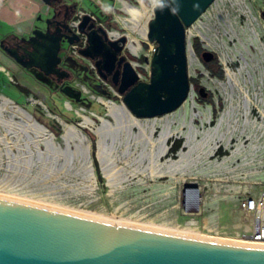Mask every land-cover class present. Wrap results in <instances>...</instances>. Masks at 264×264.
Wrapping results in <instances>:
<instances>
[{
	"label": "rangeland",
	"instance_id": "1",
	"mask_svg": "<svg viewBox=\"0 0 264 264\" xmlns=\"http://www.w3.org/2000/svg\"><path fill=\"white\" fill-rule=\"evenodd\" d=\"M159 1H145L147 23L153 18V7ZM120 13L116 19L130 43L140 44V40H147L133 30L132 16ZM46 21L44 26L40 25L45 27ZM190 34L192 89L189 99L171 114L140 119V122L150 125L155 122L153 140H157L165 124L170 127L172 135L167 141L168 152L159 159L160 163L179 160L180 153L188 151L189 134L195 143L211 135L214 140L199 149L200 158L185 173L155 179L138 175L112 191L95 165L94 146H91V160L97 178L93 192L73 193L69 185L79 183L80 179L63 178L67 186L59 191L58 198L49 200L53 206L109 219L137 220L140 224L149 223L211 238L239 239L251 232L252 221L243 214L239 204L245 196H259L264 191V0H216L191 27ZM155 47V43L148 42L137 51L130 48L131 56L142 59L141 63L133 61L142 82L150 81V62ZM206 51L215 55L210 62L203 58ZM143 56H148V64ZM36 87L42 89L39 85ZM203 87L206 97L200 95ZM84 90L89 100L85 111L81 110V104H74L75 111L65 108L68 121H64L60 114L43 111L41 121L51 126L56 118L74 127L80 125L93 145L92 142L97 140L95 130L100 125V117L113 122L106 114L108 108L104 101L123 105V99L119 94L112 93L113 97L107 98ZM0 93L27 104L20 89L2 73ZM57 93L55 91L53 100L63 108V99ZM5 108L9 115L18 117L16 111L6 105ZM86 118L92 124H86ZM61 124L62 128L55 130L58 137L64 134L65 127ZM137 131L133 128L132 135ZM148 134H151L150 129ZM58 141L62 146L59 138ZM213 146L214 150L210 152ZM130 149L135 150L133 142ZM119 165L125 167L123 162ZM4 174L5 169L0 168V177ZM32 192L38 193L36 190ZM22 195L33 198L29 193L22 192Z\"/></svg>",
	"mask_w": 264,
	"mask_h": 264
},
{
	"label": "water",
	"instance_id": "2",
	"mask_svg": "<svg viewBox=\"0 0 264 264\" xmlns=\"http://www.w3.org/2000/svg\"><path fill=\"white\" fill-rule=\"evenodd\" d=\"M42 1L54 8L52 0ZM215 2L160 0L153 7V18L146 27L147 40L157 45L150 81H140L133 66L127 63L119 89L123 105L119 106L139 120L151 119L177 111L189 99L190 29ZM56 16L47 19L44 29H36L29 38L20 39L18 48L1 44L0 49L25 70L60 75L61 45L74 44V39L64 31L83 32L90 17L85 16L81 23L64 25L56 21ZM52 23H61L64 31L58 27L53 32ZM88 41L89 47L82 52L86 57L97 49L92 35ZM214 57L208 51L203 54L205 62ZM104 58L103 68L111 72L115 58L110 54ZM200 95L206 97L204 87ZM0 106L3 107L2 103ZM101 119L112 123L100 117V124ZM83 134L89 143L90 161L92 145ZM97 142L98 138L94 156L102 174ZM0 264H264V246L112 222L0 196Z\"/></svg>",
	"mask_w": 264,
	"mask_h": 264
},
{
	"label": "bare ground",
	"instance_id": "3",
	"mask_svg": "<svg viewBox=\"0 0 264 264\" xmlns=\"http://www.w3.org/2000/svg\"><path fill=\"white\" fill-rule=\"evenodd\" d=\"M127 11L131 14L133 20H139L143 16V13L136 8H127ZM108 102L104 103L108 106V113L113 122L109 123L101 119L102 125L100 124L101 126L96 128L95 134L98 138L97 156L102 174L112 191L121 188L124 183L138 175L155 179L156 177L166 175L174 176L178 172L181 174L185 173L199 157V154H197L200 153L198 152L199 149L214 140V137L210 138V135L204 140L195 143L189 134L187 137L188 151L180 153V158L177 161L160 163L159 159L164 157L168 152L167 141L172 135L170 127L165 124L157 140H153L155 122L151 125L147 124V122L141 123L125 107L119 105L118 107L117 104ZM2 110L3 107H0V126L5 129L6 134H10L16 138L15 147L17 148V153L13 154L6 144L4 149L0 150V168L6 170L5 174L0 177V196L84 214L75 210L64 209L57 205L53 206L49 200L58 198L60 196L59 191L67 186L66 182L62 180L63 178L80 179L79 183L69 185L73 193L89 194L93 192L97 178L93 169L94 166L91 160L89 161L87 158L89 143L86 141V136L79 132L82 135L80 136L74 125L65 124L64 139L66 145L60 148L46 138L43 130L40 128L41 126L39 127L35 121L36 125L29 120L15 123L12 122L14 121L12 119L4 118ZM86 124H92V121L86 118ZM133 128L138 129L135 135H132ZM149 129L151 130V135L148 134ZM39 142L45 146V149L43 151L38 149L36 152L32 151L31 148L33 146L36 147ZM132 142L135 146L134 151L130 149ZM213 150L214 146L210 152ZM3 155L6 157L4 162L2 161ZM119 162H123L125 167H121ZM33 190H36L38 193L32 192ZM21 191L32 194L33 198L28 199L24 195L20 196ZM84 215L188 236H199L189 234L187 231L153 226L149 223L140 224L137 220L125 221L119 220L116 217L109 219L89 214ZM214 239L264 246L247 237L239 239L216 237Z\"/></svg>",
	"mask_w": 264,
	"mask_h": 264
},
{
	"label": "flooded vegetation",
	"instance_id": "4",
	"mask_svg": "<svg viewBox=\"0 0 264 264\" xmlns=\"http://www.w3.org/2000/svg\"><path fill=\"white\" fill-rule=\"evenodd\" d=\"M145 1L146 0H52V5L54 8H49L48 19H51L53 15L56 14V21H59L64 25H68L74 21L81 23L85 16H89L90 18L86 22L83 32H79L78 30L76 31V29H74L72 32H66L64 31V28H62L61 23L58 24V26L53 23L51 24L50 28L53 32L58 27H60L68 36L74 39V44L66 42L65 44L61 45V51L59 53V56L62 58L61 64L59 65L60 75L47 76L39 69L25 70L21 67L24 70L23 72L25 79H32L34 84L39 85L42 89H37V92H35L32 96L36 101V104L32 105L33 107H31L29 103L22 104L18 112V117L14 118L15 121H11L19 123L29 120L33 124H35V121L47 130L46 131L39 126L43 130L46 138H48L51 142L53 138V141L56 145L53 142L52 143L55 146L60 144L58 138L62 141V146H64V134H61L60 137H58L55 133V130L58 131V129L62 128L61 123H63V125L67 124L64 122L68 121L67 116H65L68 112H66L65 108L70 111H75L76 108L74 104H81V110L85 111V107L88 105L89 100H87V97L85 96L87 95V91H85L84 88L88 89L90 92L101 94L107 98H112V93L115 96L116 94L120 95L119 89L123 78L125 65L130 63L133 66V61L136 60L140 63L142 62L141 58L131 56L129 51L130 48L137 51L140 47L147 45L149 41L140 40V44L133 41V44L139 46L138 48H135L134 45L130 43V40L124 32V28L119 24L120 22L116 19V17H119L118 15L121 14L120 12H126L127 14L131 15L127 11V8H136L140 10L143 13V16H141L142 20H133V17L131 19L132 23L134 22L133 30L138 32L142 39H145L147 37L146 23L148 21L145 15L148 13L146 9L147 7L145 6L147 2ZM118 4H120L121 7H118ZM150 21L151 19H149V22ZM141 32H144L145 35L144 33L141 34ZM88 35H92L93 40L97 45V49H92L89 52L90 56L86 57L82 54V52L86 51L89 47ZM5 45L11 48H18L19 46L18 44L15 46L11 44ZM105 54H110V56H114L115 58L113 63L114 67L111 72H107L103 68ZM143 58L146 64L150 62L148 56H143ZM134 70L136 71L135 68ZM21 85L22 87L20 89H22L25 99H28L30 97V92L23 87V83H21ZM55 91H57V94H59L63 99V108H61V106H57L53 100ZM120 96L123 99V96ZM5 102L6 101H4V103ZM104 102L109 103L108 101ZM1 103L2 101H0V104ZM67 103L70 104V107L66 105ZM2 106V114L3 117L5 116L4 118L11 119V117H14L8 114L3 103ZM30 108L33 109V112L30 111ZM43 111H48L49 114H60L65 119L63 118L64 121L60 119V121L54 117L55 122L50 123L52 126L51 127L45 122L41 121V118H43L41 117V114H44ZM75 127L78 133H84V127L80 125ZM1 131H3V133ZM0 132V150H3L6 144L9 146L11 152L16 154V138L10 134H6V131L2 126H0ZM80 133L79 135L82 136ZM92 144L93 147L95 141L92 142ZM31 149L32 151L36 152L37 149L44 150L45 146L39 142L36 147L33 146ZM5 160L6 157L3 155L2 161L4 162Z\"/></svg>",
	"mask_w": 264,
	"mask_h": 264
},
{
	"label": "crops",
	"instance_id": "5",
	"mask_svg": "<svg viewBox=\"0 0 264 264\" xmlns=\"http://www.w3.org/2000/svg\"><path fill=\"white\" fill-rule=\"evenodd\" d=\"M49 17V7L42 0H0V45L20 43V39L29 38L36 29H44V22ZM45 20V21H44ZM42 23V25H40ZM6 46V45H5ZM24 70L3 50L0 49V73L19 89L23 87L30 92L27 103L36 104L33 94L37 92L32 79L26 80ZM22 93V89H20ZM23 95V93H22ZM24 97V95H23ZM4 105L19 112L21 103L16 102L9 95L0 93ZM4 101H6L4 103Z\"/></svg>",
	"mask_w": 264,
	"mask_h": 264
},
{
	"label": "built area",
	"instance_id": "6",
	"mask_svg": "<svg viewBox=\"0 0 264 264\" xmlns=\"http://www.w3.org/2000/svg\"><path fill=\"white\" fill-rule=\"evenodd\" d=\"M157 47L152 51L156 52ZM243 214L252 221V230L244 237L264 245V191L259 196H245L239 204Z\"/></svg>",
	"mask_w": 264,
	"mask_h": 264
},
{
	"label": "trees",
	"instance_id": "7",
	"mask_svg": "<svg viewBox=\"0 0 264 264\" xmlns=\"http://www.w3.org/2000/svg\"><path fill=\"white\" fill-rule=\"evenodd\" d=\"M196 46H197L198 50H200V47H198V44H196ZM95 165H96V167H97V165H98L97 162H95ZM97 169H98V168H97ZM97 169H96V170H97ZM97 171H98V170H97ZM99 171H100V170H99ZM99 171H98V174H99Z\"/></svg>",
	"mask_w": 264,
	"mask_h": 264
}]
</instances>
